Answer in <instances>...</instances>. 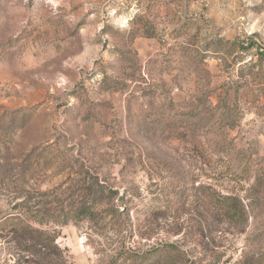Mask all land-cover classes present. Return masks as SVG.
<instances>
[{
    "label": "rangeland",
    "instance_id": "rangeland-1",
    "mask_svg": "<svg viewBox=\"0 0 264 264\" xmlns=\"http://www.w3.org/2000/svg\"><path fill=\"white\" fill-rule=\"evenodd\" d=\"M21 229L73 264H264V0H0V264Z\"/></svg>",
    "mask_w": 264,
    "mask_h": 264
},
{
    "label": "trees",
    "instance_id": "trees-1",
    "mask_svg": "<svg viewBox=\"0 0 264 264\" xmlns=\"http://www.w3.org/2000/svg\"><path fill=\"white\" fill-rule=\"evenodd\" d=\"M209 188H206L208 191ZM218 199L214 205L218 206L214 208L216 211H220L223 216L229 217L231 219L240 217L241 211L244 212V207L242 202L232 195H218ZM206 200H211L209 194H206ZM99 207V203L95 201L94 203L81 208L75 216L71 215L75 210L71 208L70 213L63 215L58 219V216H53V211H48L38 219V224L48 225L51 222L60 223L62 225H67L71 223L74 218L84 220L86 218H95L96 210ZM218 209V210H217ZM161 214H164L163 212ZM53 220V221H52ZM59 220V221H58ZM13 236L16 238L14 240L23 244V251L28 257H31L30 264H73L65 256L63 250L55 245V240L52 239L46 232L36 230V229H21L19 231H14ZM142 260L145 264H184L185 252L178 247L175 243H165L163 245L154 248V258H149L147 255L143 254L141 257L136 258L137 260ZM187 264H203V262H189ZM209 264H220L219 262L211 261Z\"/></svg>",
    "mask_w": 264,
    "mask_h": 264
}]
</instances>
